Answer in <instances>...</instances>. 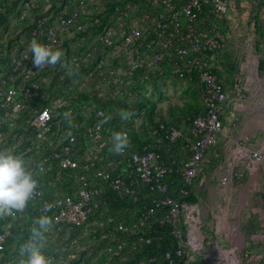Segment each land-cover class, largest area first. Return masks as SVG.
Returning <instances> with one entry per match:
<instances>
[{"label": "built area", "instance_id": "built-area-1", "mask_svg": "<svg viewBox=\"0 0 264 264\" xmlns=\"http://www.w3.org/2000/svg\"><path fill=\"white\" fill-rule=\"evenodd\" d=\"M233 7L230 0H0V150L29 155L27 166L39 175L31 200L38 212L51 214V227H86L92 213L108 207L110 194L137 202L144 190L149 199L137 208L136 218L125 221L107 216L97 222L92 236L106 241L107 259L120 256L127 246L125 234L146 226L152 231L151 219L160 209L165 211L155 222L161 226L169 222L175 242L163 252L165 264H176L185 251L191 264L201 251L211 258V246L206 247L211 240L200 229L202 206L185 198L192 192L206 153L218 142L223 113L235 96L214 70L221 33L215 26L200 29L197 23L224 16ZM33 39L62 49V63L36 68L30 51ZM164 72L196 75L200 86L203 108L188 118L186 135L181 128L163 123L151 133L170 141L183 137L185 157L166 164L146 146L142 151L127 147L116 153L113 133L123 132L128 138L129 134L122 124L111 127L105 122L106 102L114 100L137 123L140 114L124 103L136 76ZM45 147H49L46 155L40 150ZM247 155V168L258 169L264 162V142L246 150ZM50 169L53 174L45 180L49 188L45 192L42 175ZM68 170L74 172L70 176L74 186L61 189L58 185ZM231 173L221 174L220 183L243 175ZM173 174L180 179L174 189ZM6 216L13 220L0 231V252L13 223L19 224L25 212L13 210ZM259 228V247L240 252L236 264H264V219ZM138 240L151 242L143 236ZM222 259L221 263H229L228 257Z\"/></svg>", "mask_w": 264, "mask_h": 264}, {"label": "rangeland", "instance_id": "rangeland-1", "mask_svg": "<svg viewBox=\"0 0 264 264\" xmlns=\"http://www.w3.org/2000/svg\"><path fill=\"white\" fill-rule=\"evenodd\" d=\"M230 1L234 7L218 20V32L223 40L215 61L219 63L225 87L235 99L223 113L218 142L192 185L190 201L201 204L200 229L211 240L206 243V247L211 246V258L201 251L193 258L194 264H219L216 259L223 262V256L228 257V264H236L240 252L259 247V223L264 219V162L258 169L249 170L245 161V147L256 149L264 142V4L263 0ZM199 88L194 75L164 72L143 76L140 81L136 79L131 102L134 108L142 110L148 124L176 116L181 120L185 115L201 111ZM117 122L116 119L108 124L121 125ZM138 131L142 136L150 134L149 127ZM236 171L242 172L240 179L233 176L226 184L220 183L221 174ZM222 209H227V221ZM127 216L132 220V216ZM104 218L102 211L86 227L59 230L50 227L44 233L49 264L115 263L104 255L106 241L92 236L93 230L98 229L97 222ZM62 229L64 232L59 234ZM161 237L153 233L147 236L151 240ZM167 239L171 243L170 236ZM71 240L74 242L70 243ZM5 258L0 257V264H21L26 259L22 255L14 261ZM240 264L252 263L241 261Z\"/></svg>", "mask_w": 264, "mask_h": 264}, {"label": "trees", "instance_id": "trees-1", "mask_svg": "<svg viewBox=\"0 0 264 264\" xmlns=\"http://www.w3.org/2000/svg\"><path fill=\"white\" fill-rule=\"evenodd\" d=\"M263 4H264V0H263ZM221 17L222 16L212 17L211 19L206 21L204 24H202L201 21H198L197 23L198 27L200 29L206 30L211 26H215L217 29H219L218 20ZM221 45H222V42H221ZM220 49L216 52V56L219 53ZM216 56H215V59H216ZM215 64L217 65V67H215L214 69L217 75V78L218 80L221 81V83L225 85L224 80L221 76L219 63L215 61ZM194 76L196 77V81L198 83L197 76L196 75ZM142 78H143V75L138 74L135 79H137V81H140ZM130 91H131V95H129L126 98L124 103L127 105L128 108L132 109L134 113L140 114V120L137 123H133L132 120L130 119H123L121 117L122 111L119 110L116 102L114 100H111V101L106 102L105 104V109L107 111L105 122L109 123L110 121L113 122L117 119V121H119L117 123H120L127 128L128 134H129V141H130L128 149L130 151L132 150L142 151L143 146H146L148 150H153L157 152L159 154V159L166 164H169L172 159H175L177 161H180L181 159H183L185 157L184 152L181 151V146L184 145L185 143L183 137L178 138L175 141H170L165 138L158 139L157 137L151 134L152 129L157 127L158 124L163 123L165 125H174L178 128H181L183 130L184 135H186L187 129L190 125L188 118L195 117L200 111H197L194 114L185 115L183 116L181 120L178 116H176L175 118L171 120L167 118H162L154 123L150 122V124H148V121L145 120L143 117L142 110L134 108L135 107L134 102H131L132 89ZM202 108H203V105H202ZM18 122L20 123V120H18ZM21 122H22V119H21ZM140 126L144 128L149 127L150 129L149 136H145V135L142 136L143 133L138 131V128H141ZM24 133L23 135H24L25 141H28L30 139V136L28 133H25V134ZM48 148L49 147H45L44 149L40 148V150H42V154L46 155L49 151ZM0 151H3V150H0ZM28 157L29 155H26V157H24L25 160H27L26 158ZM33 173L35 177L39 176L35 172ZM73 173L74 172L72 170H68L66 174H64L65 175L64 181L58 185L61 189H64L68 186L69 187L74 186L73 178L72 177L70 178V176H72ZM52 174L53 172H51V169H50V170H47V172L42 175L43 187H44L45 192H49V188H47V182L45 180H51ZM171 179L173 180V185L171 187L174 189L179 184L180 179H179L178 174H173L171 176ZM69 181L71 182V185L68 183ZM190 189L192 190V186L190 187ZM144 192L145 191L143 190L137 202H133L130 198L122 197L118 193L110 194L108 208L102 210L104 212V216L107 217L108 215L114 214L115 216L113 217L115 219L125 220V221H128V219L130 218L127 215L132 216L131 217L132 219L136 218L137 208L141 205L143 201L147 202L149 199V198L147 199ZM45 194L48 195L47 193ZM191 194L185 199L190 201ZM37 207L38 206L35 204V202L30 200L26 208L23 211L25 212V216L19 219V224H17L16 222L13 223L9 236L6 240L5 249L0 252L1 258H5L4 255H7L5 260L7 259L8 261H14L18 259V257L21 255L20 249L23 245L26 244V241L29 238H31L33 229L34 228L39 229V225L36 224V221L43 214L38 212ZM106 210H107V213L105 214ZM102 211H95L94 213H92L88 218V222L91 219L98 216L99 214H101ZM164 211L165 209L158 210L155 216L151 219L152 231L148 229V227L146 226V227L139 228V230L135 233L125 234L124 238L127 241V246L123 248L119 257L114 258L113 261H115V263L113 264H132L136 262L137 260H146L148 262V260L152 258L154 259V261L148 262L146 264H165L163 252L166 249H172L174 247L175 242H174V238L171 235H169V231L171 228L169 222H165L162 226L158 221L155 222V219L156 218L159 219L163 215ZM50 215L51 214H48L46 216L50 218ZM10 220H13V219H11V217L10 218L7 217L6 215H0V231L2 230L4 224ZM63 232H64V229H62V231H60L59 234H62ZM152 233L153 235H161L162 237L152 238L150 243H145L143 241L138 240L139 236L147 237L151 235ZM117 234L122 235L123 233H117ZM168 235L171 238V243L167 239L169 238ZM134 240L136 241L135 245L129 244ZM46 249L47 248H44V253H46ZM176 264H191L189 252L185 251L183 254V257L181 259H177Z\"/></svg>", "mask_w": 264, "mask_h": 264}, {"label": "clouds", "instance_id": "clouds-1", "mask_svg": "<svg viewBox=\"0 0 264 264\" xmlns=\"http://www.w3.org/2000/svg\"><path fill=\"white\" fill-rule=\"evenodd\" d=\"M33 65L42 69L47 65L55 66L62 63L64 51L51 45L33 39L30 43ZM130 114L121 112L123 119H129ZM113 150L120 154L129 146L126 133L115 132L112 136ZM43 171V168H41ZM38 189V180L29 170L23 155L14 150L0 151V215H10L13 210L22 212ZM48 211V208L45 209ZM36 224L39 229H33L32 236L20 249L26 259L21 264H49L44 253V233L50 229L51 219L42 215Z\"/></svg>", "mask_w": 264, "mask_h": 264}, {"label": "crops", "instance_id": "crops-1", "mask_svg": "<svg viewBox=\"0 0 264 264\" xmlns=\"http://www.w3.org/2000/svg\"><path fill=\"white\" fill-rule=\"evenodd\" d=\"M231 105V104H230ZM230 105L225 109V111L230 107ZM224 111V112H225ZM213 149V148H212ZM211 149V150H212ZM211 150H209L207 153H206V156H205V161H207V159H209V157H211ZM245 150H248V147H245ZM204 161V162H205ZM245 161H246V164L250 162V159H249V156H245Z\"/></svg>", "mask_w": 264, "mask_h": 264}, {"label": "bare ground", "instance_id": "bare-ground-1", "mask_svg": "<svg viewBox=\"0 0 264 264\" xmlns=\"http://www.w3.org/2000/svg\"><path fill=\"white\" fill-rule=\"evenodd\" d=\"M253 61H254V60H253ZM253 65H254V63H253ZM222 211H223V216L225 217V219H226V221H227V209H222ZM227 227H228V231H229L230 227H229V224H228V223H227ZM216 261H217V263H219V264H223V263H221L220 260H217V259H216Z\"/></svg>", "mask_w": 264, "mask_h": 264}]
</instances>
